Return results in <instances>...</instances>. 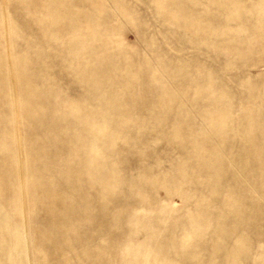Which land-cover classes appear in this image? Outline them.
Here are the masks:
<instances>
[{"label":"rangeland","instance_id":"rangeland-1","mask_svg":"<svg viewBox=\"0 0 264 264\" xmlns=\"http://www.w3.org/2000/svg\"><path fill=\"white\" fill-rule=\"evenodd\" d=\"M0 264H264V0H0Z\"/></svg>","mask_w":264,"mask_h":264}]
</instances>
